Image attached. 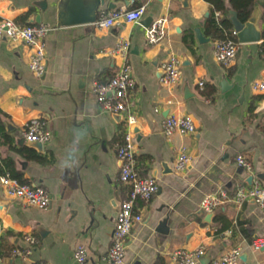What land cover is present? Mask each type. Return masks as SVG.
I'll return each mask as SVG.
<instances>
[{"label": "crops", "instance_id": "1", "mask_svg": "<svg viewBox=\"0 0 264 264\" xmlns=\"http://www.w3.org/2000/svg\"><path fill=\"white\" fill-rule=\"evenodd\" d=\"M125 1L104 0L99 9L146 4L142 18L99 28L93 23L58 26V0H0L1 16L21 25L49 26L42 76L29 70L31 50L25 43L0 38V161L10 160L25 183L42 186L50 197L46 208L25 205L6 195L0 184V196L7 202L0 206V264H107L119 203L130 191L129 183L119 179L116 155L128 125L125 114L99 105L92 82L106 80L122 64L110 51L120 38L130 41L127 56L135 84L128 103L136 117V168L157 183L150 200L134 203L142 220L126 238L121 264H177L171 258L174 250L198 246L205 248L203 258H214L237 245L242 248L238 264H264V244L259 250L251 247L256 238L264 242L263 208L252 199L240 205L230 200L216 207L208 222L200 207L206 193L219 187L233 195L239 185H264V92L251 87L264 76L263 45L259 40L241 43L235 35V58L224 66L214 57L217 38L205 33L212 8L208 0ZM223 1L230 20L229 10L235 9ZM251 14L262 39L264 4L255 2ZM36 15L39 22H28ZM146 17L166 18L164 36L156 44L146 40ZM196 27L209 41H198ZM169 55L177 57L180 73L171 86L160 80L161 63ZM169 115H189L195 130L164 134L162 123ZM33 118L42 119L50 131L40 152L22 136ZM181 145L191 161L176 171ZM238 155L250 169L236 162ZM4 174L10 175L0 176ZM164 217L166 233L158 230ZM27 235L34 237L32 244ZM78 245L86 253L82 262L74 257ZM16 248L29 252L15 254Z\"/></svg>", "mask_w": 264, "mask_h": 264}, {"label": "built area", "instance_id": "2", "mask_svg": "<svg viewBox=\"0 0 264 264\" xmlns=\"http://www.w3.org/2000/svg\"><path fill=\"white\" fill-rule=\"evenodd\" d=\"M146 10V4H140L132 8L121 7L98 9L97 18L93 22L96 27L106 28L114 25L118 21L126 23L138 22ZM218 16V12L215 14ZM166 27V18L160 17L153 20L145 30L146 40L150 44L158 43L164 36ZM49 26L45 23H33L21 25L11 18L0 15V38L6 37L12 41H21L30 48L28 61L29 70L36 76H42L45 73V35ZM232 34L236 35L232 30ZM263 45L264 37L259 40ZM238 41L227 37L216 39L213 42V53L215 59L222 65H230L236 55ZM130 41L127 38H120L116 45L111 49V53L119 55L122 58V64L118 70L106 80L96 79L92 82V90L95 93L96 100L104 109L117 114H125L127 131L123 142L117 145L116 155L120 162L119 179L122 182L129 183L130 191L124 199L120 200L119 209L115 217L114 227L111 234V243L106 252L105 259L107 264H121L125 254V242L128 234L135 224L142 220L141 214L134 211V203L137 199L143 201L150 200L157 191V183L151 176H144L136 168V157L134 151V142L132 127L136 122L135 115L131 112L129 106L128 94L134 87V79L131 76V67L128 62V52ZM178 59L175 55H169L161 63L162 75L161 82L164 85L171 86L179 78ZM202 85V82L199 83ZM255 90L264 92V76L251 83ZM195 130V125L189 115H169L162 123V131L169 135L174 132L180 135L190 134ZM22 136L27 142H39L46 144L50 138V131L40 118H33L29 121L22 131ZM191 161V156L186 147L181 145L174 161V169L182 171L186 169ZM236 162L250 169V163L243 155L236 157ZM0 184L3 192L20 201L25 205H32L39 208H46L50 197L48 192L39 185H30L22 183L17 178L8 174L0 176ZM252 199L259 207L264 209V185L256 181L252 186L239 185L233 195H230L225 187H219L206 193L200 202V207L204 212H211L216 207L227 201H233L240 205L244 200ZM26 240L32 244L35 239L27 235ZM264 242L261 238L252 241L253 250H259ZM29 248L13 250V253L26 255ZM242 253L241 246L232 247L221 255L212 258L209 264H238ZM205 254V248L198 246L193 249H176L171 253V258L177 264H197ZM76 260L82 262L86 258L85 249L78 245L74 251ZM31 264H46L43 261H37Z\"/></svg>", "mask_w": 264, "mask_h": 264}, {"label": "water", "instance_id": "3", "mask_svg": "<svg viewBox=\"0 0 264 264\" xmlns=\"http://www.w3.org/2000/svg\"><path fill=\"white\" fill-rule=\"evenodd\" d=\"M127 1V0H126ZM125 1V2H126ZM257 4L263 5L264 0H257ZM104 4V0H58L56 5V24L58 26H70L76 24H92L96 18L100 5ZM46 6L45 1H43V8ZM110 8H113V4L108 5ZM230 21L233 26V30L236 33L237 40L241 43L245 42H255L260 40L262 32L260 29H257L255 26V14L249 15L248 19L241 21L238 18V14L235 10H229ZM206 16L208 13L205 14ZM39 22L40 16L36 15L29 19L28 22ZM152 22L151 17H146L143 24H149ZM148 25V26H149ZM194 33L199 42L209 41V38L204 36L200 27L194 28ZM162 72V71H161ZM222 84V88H224ZM137 131V128L134 129ZM21 144V141H18ZM27 142V141H26ZM28 145L34 147L37 151H42L43 145L39 142H27ZM251 176L247 178V181H251ZM7 204L6 200L2 199L0 196V206L5 207ZM214 213L207 212L205 215V221L210 222ZM167 217H164L159 222L158 230L163 232H168V227H166ZM212 257L201 258L200 262L203 264H208Z\"/></svg>", "mask_w": 264, "mask_h": 264}, {"label": "trees", "instance_id": "4", "mask_svg": "<svg viewBox=\"0 0 264 264\" xmlns=\"http://www.w3.org/2000/svg\"><path fill=\"white\" fill-rule=\"evenodd\" d=\"M211 3V12L206 18L205 21V33L212 38H233L236 39L235 35L232 34V23L227 18V7L223 0H208ZM256 0H229V3L232 8H234L238 14V18L241 21H245L248 19L252 8L255 4ZM215 10L220 11L223 15L215 16ZM225 16V17H224ZM1 130V124H0ZM1 135V131H0ZM8 172L11 176L17 178L20 182L25 183L26 180L23 179L22 175L15 171L11 166V161L7 159H3L0 161V174Z\"/></svg>", "mask_w": 264, "mask_h": 264}]
</instances>
